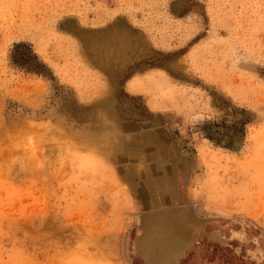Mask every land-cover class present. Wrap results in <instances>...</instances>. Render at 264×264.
<instances>
[{"label":"rangeland","instance_id":"rangeland-1","mask_svg":"<svg viewBox=\"0 0 264 264\" xmlns=\"http://www.w3.org/2000/svg\"><path fill=\"white\" fill-rule=\"evenodd\" d=\"M170 206L152 264H264V0H0V264H144Z\"/></svg>","mask_w":264,"mask_h":264},{"label":"crops","instance_id":"crops-1","mask_svg":"<svg viewBox=\"0 0 264 264\" xmlns=\"http://www.w3.org/2000/svg\"><path fill=\"white\" fill-rule=\"evenodd\" d=\"M137 188V187H136ZM138 189V188H137ZM139 190V193H142V192H140V189H138ZM144 198L145 197H147V196H144V194L142 195ZM154 201V200H153ZM153 201H151V200H144L143 201V203H145V205L147 204H151V203H153ZM167 202H170V199L167 201ZM155 204V203H154ZM176 206V205H175ZM172 206H170V209H161V208H156V209H145L144 211H143V213L144 214H142V215H148V216H152L153 214H155V213H160V212H164V214H166V212L165 211H168V210H176L177 208H171ZM186 209L184 210V211H186V214L187 215H185L184 217H182L180 214H174V213H172L171 215H173V216H175V217H177V219H178V225H181V226H183V229H185L186 230V232H188L190 229H192V228H194V223L197 221V217H196V215H195V213H193V211H189V207H185ZM161 209V210H160ZM156 210H158V211H156ZM179 216V217H178ZM152 218V217H151ZM180 218V219H179ZM150 219V218H149ZM180 221V222H179ZM174 226V228L176 227L175 225H173ZM188 229V230H187ZM140 237H142V235L141 236H139V238ZM145 238V235L143 236V239H141V240H139V247H140V249H139V256L141 257V259L144 261V264H152L151 263V261H154V263H155V261H159V260H163L164 259V256L161 258L160 256L161 255H158L157 253H151V252H148L146 249H149L148 248V246H150V244H152V243H154V242H152L151 240H149V239H144ZM173 238V237H172ZM184 239H186V237L184 238V236H183V238L181 237L180 239H178V244L177 245H174V248H173V252H171L172 253V255L173 256H171V257H173L174 259H175V261L177 260V258L179 257V255H180V252H181V249L183 248V247H181V246H183L184 245V243L186 244V240H184ZM170 243V242H169ZM168 243V244H169ZM155 244V243H154ZM171 257H169V258H171ZM150 261V262H149Z\"/></svg>","mask_w":264,"mask_h":264},{"label":"bare ground","instance_id":"bare-ground-1","mask_svg":"<svg viewBox=\"0 0 264 264\" xmlns=\"http://www.w3.org/2000/svg\"><path fill=\"white\" fill-rule=\"evenodd\" d=\"M172 213L163 214V215H156L152 217V219L147 220L145 223L147 225V228H154L157 232H163L166 235V240H164V243L159 245V247L167 246L169 242H171L173 231L171 229L174 228L173 225H178V219L177 217L171 215ZM179 217V216H178ZM180 219V218H179ZM180 222V221H179ZM169 225V227H168ZM172 226V227H170ZM165 228H169L167 231L164 232ZM179 230V229H178ZM178 232V231H177ZM176 233V232H175ZM179 233V232H178ZM177 233V234H178ZM164 235V236H165ZM178 236V235H177ZM156 238V237H155ZM167 248V247H166ZM162 258V256H160ZM154 264V263H153Z\"/></svg>","mask_w":264,"mask_h":264},{"label":"water","instance_id":"water-1","mask_svg":"<svg viewBox=\"0 0 264 264\" xmlns=\"http://www.w3.org/2000/svg\"><path fill=\"white\" fill-rule=\"evenodd\" d=\"M186 208H179V209H176V210H168V211H165L166 212V214H168V213H176V214H180L182 217H184L185 215H187L186 214V211H184ZM164 214V212H158V213H155V214H153L151 217H154V216H156V215H163ZM150 216H148V215H140L139 217H138V227L140 228V229H142V237H140L139 238V240H141V239H143V236L146 234V230H147V225H146V221L147 220H149V218L150 219H152ZM180 236H181V234H179ZM177 236V240L178 239H180V236ZM146 236V235H145ZM139 242V241H138ZM173 248H174V246H172L171 248H169V251L168 252H165V253H170L171 254V252H173L172 250H173ZM165 258V257H164Z\"/></svg>","mask_w":264,"mask_h":264}]
</instances>
